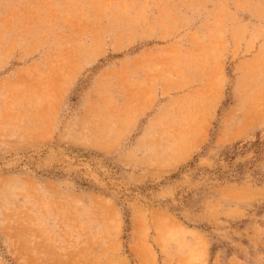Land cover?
Here are the masks:
<instances>
[{
  "label": "rangeland",
  "instance_id": "obj_1",
  "mask_svg": "<svg viewBox=\"0 0 264 264\" xmlns=\"http://www.w3.org/2000/svg\"><path fill=\"white\" fill-rule=\"evenodd\" d=\"M0 264H264V0H0Z\"/></svg>",
  "mask_w": 264,
  "mask_h": 264
},
{
  "label": "bare ground",
  "instance_id": "obj_2",
  "mask_svg": "<svg viewBox=\"0 0 264 264\" xmlns=\"http://www.w3.org/2000/svg\"><path fill=\"white\" fill-rule=\"evenodd\" d=\"M206 95V94H205ZM200 97V96H199ZM202 98V97H201ZM191 102H192V110L191 111H193L194 113H195V111H197V109L195 108V105H196V98H192V100H191ZM201 105H203V104H201ZM206 107L208 108V107H210V105H206ZM202 108V107H201ZM199 109V108H198ZM203 109H204V107H203ZM189 110V109H188ZM206 111H201V112H199V113H197V114H195V117H196V120H195V128H193V134H192V136H193V139H197L200 135H198V132H199V129L201 130V128L202 127H204V125H205V120H206ZM206 115V116H205ZM194 120V119H193ZM192 126H193V124H192ZM195 129V130H194ZM203 130V129H202ZM201 130V131H202ZM192 141V140H191ZM187 144V143H186ZM185 153V152H184ZM180 155H183V154H180ZM186 155V154H185ZM181 158V157H180ZM183 158V157H182Z\"/></svg>",
  "mask_w": 264,
  "mask_h": 264
},
{
  "label": "crops",
  "instance_id": "obj_3",
  "mask_svg": "<svg viewBox=\"0 0 264 264\" xmlns=\"http://www.w3.org/2000/svg\"><path fill=\"white\" fill-rule=\"evenodd\" d=\"M207 119H208V116L206 117L205 124L208 122V120H207Z\"/></svg>",
  "mask_w": 264,
  "mask_h": 264
},
{
  "label": "trees",
  "instance_id": "obj_4",
  "mask_svg": "<svg viewBox=\"0 0 264 264\" xmlns=\"http://www.w3.org/2000/svg\"><path fill=\"white\" fill-rule=\"evenodd\" d=\"M255 153H257V154H258V150H257V149H256Z\"/></svg>",
  "mask_w": 264,
  "mask_h": 264
}]
</instances>
